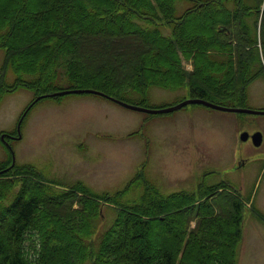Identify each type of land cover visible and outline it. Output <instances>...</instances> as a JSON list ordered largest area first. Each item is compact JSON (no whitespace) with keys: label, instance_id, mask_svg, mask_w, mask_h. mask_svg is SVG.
I'll return each instance as SVG.
<instances>
[{"label":"trees","instance_id":"1","mask_svg":"<svg viewBox=\"0 0 264 264\" xmlns=\"http://www.w3.org/2000/svg\"><path fill=\"white\" fill-rule=\"evenodd\" d=\"M262 2L0 0V100L35 91L24 117L46 98L37 95L62 89L150 106L142 102L150 87L186 84L192 97L228 106L217 101L245 99L246 86L264 72ZM9 163L0 161V264H237L244 205L236 193L217 190L225 182H200L197 195L164 194L142 181L143 164L121 190L94 192L77 181L57 193L33 165ZM138 188L142 195L124 199ZM104 207L116 216L101 228ZM193 211L199 221L188 229Z\"/></svg>","mask_w":264,"mask_h":264},{"label":"rangeland","instance_id":"2","mask_svg":"<svg viewBox=\"0 0 264 264\" xmlns=\"http://www.w3.org/2000/svg\"><path fill=\"white\" fill-rule=\"evenodd\" d=\"M260 11L264 21V0ZM197 24L202 26L199 20ZM262 30L264 38L263 26ZM257 48L264 66V47L258 43ZM3 55L0 49V61ZM185 66V71H190V65ZM12 75L8 73V81ZM246 91L245 99L223 97L217 102L264 110V72L246 86ZM35 95V91L21 88L1 98L0 161L8 164L10 157L12 160L10 145L15 162L9 163L10 167L33 165L43 173L40 178L45 184L53 182L57 193L63 192L62 184L77 181L94 192L121 190L143 162L142 181H149L165 194L194 190L201 181H226L228 190H237L243 197L251 191L256 196L264 194V115L222 111L202 104L149 114L97 94L71 93L36 100L20 121V137L5 138L8 133L18 136L19 119ZM133 97L140 102L139 95ZM190 97L186 84L178 89L153 86L142 102L166 106ZM256 131L262 134L260 145L255 146L250 136L240 139L242 132L251 135ZM251 157L257 159L242 164L241 159ZM130 191L124 199L142 195L140 188ZM77 206L75 200L73 207ZM104 213L101 228L116 216V211L107 207ZM195 214H190L188 229L197 228L199 218ZM252 216L248 211L243 213L237 264H264V233L256 232L264 230V226Z\"/></svg>","mask_w":264,"mask_h":264},{"label":"water","instance_id":"3","mask_svg":"<svg viewBox=\"0 0 264 264\" xmlns=\"http://www.w3.org/2000/svg\"><path fill=\"white\" fill-rule=\"evenodd\" d=\"M71 93H92V94H97L100 96H103L109 100H112L122 106H125L127 108L130 109H134V110H138V111H142V112H148V113H166V112H171L174 110H177L187 104H202L211 108H215V109H219V110H224V111H232V112H244V113H251V114H261L264 115V110H257V109H251V108H245V107H227V106H222L213 102H210L204 98H200V97H190L188 99H184L183 101L174 104V105H170V106H166V107H159V108H149V107H144V106H140V105H135V104H131L122 100H119L115 97H112L110 95H107L104 92H101L99 90H95V89H91V88H74V89H62V90H58V91H54L51 93H47V94H43L41 96H38L37 98H42V97H54V96H61V95H66V94H71ZM25 114V113H24ZM23 117V116H22ZM21 119L18 122L17 125V130L19 133V124H20ZM20 137V134L17 136V138ZM248 137V134L246 132L241 134V139H246ZM1 138H3V135L1 136ZM251 139H252V143L255 146L260 145L261 141H262V136L260 132H255L251 135ZM14 163V156H13V152H12V160H11V164Z\"/></svg>","mask_w":264,"mask_h":264},{"label":"crops","instance_id":"4","mask_svg":"<svg viewBox=\"0 0 264 264\" xmlns=\"http://www.w3.org/2000/svg\"><path fill=\"white\" fill-rule=\"evenodd\" d=\"M256 157L241 159L242 164H246L249 161L256 160ZM264 167V163L261 165V171ZM242 180V178H240ZM240 194V193H239ZM242 197V196H241ZM243 205H244V211L243 213H246L247 211L250 212L253 216V218L256 220L257 224H262L264 226V219H262L259 215L264 217V194L262 196H256L253 191L249 192L245 197L241 198ZM249 216V215H248ZM256 232H263L256 229ZM242 240V233L240 241ZM239 245V243H238Z\"/></svg>","mask_w":264,"mask_h":264},{"label":"flooded vegetation","instance_id":"5","mask_svg":"<svg viewBox=\"0 0 264 264\" xmlns=\"http://www.w3.org/2000/svg\"><path fill=\"white\" fill-rule=\"evenodd\" d=\"M263 26H264V21H263ZM261 75H262V74H261ZM8 135H9V137H6V136H5V138H11V139H12L13 136H14V135H10L9 133H8ZM5 140H6V139H5ZM206 185H207V186H212L213 184H206ZM228 187H229V185H228V183H227V186H226V187L218 188L217 190H222V189H224V190L226 191V190H228ZM217 190H213V191L210 193V195L213 194V195L215 196V193H214V192H216ZM194 191H195V193H196V195H197V194H198V193H197V190H194ZM228 191H232V190H228ZM232 192H234V191H232ZM217 193H218V192H217ZM217 193H216V195H217ZM213 195H212V196H213Z\"/></svg>","mask_w":264,"mask_h":264}]
</instances>
